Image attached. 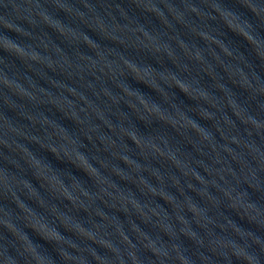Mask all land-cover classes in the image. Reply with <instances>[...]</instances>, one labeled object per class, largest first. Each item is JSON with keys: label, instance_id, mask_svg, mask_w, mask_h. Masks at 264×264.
<instances>
[{"label": "water", "instance_id": "water-1", "mask_svg": "<svg viewBox=\"0 0 264 264\" xmlns=\"http://www.w3.org/2000/svg\"><path fill=\"white\" fill-rule=\"evenodd\" d=\"M0 264H264V0H0Z\"/></svg>", "mask_w": 264, "mask_h": 264}]
</instances>
